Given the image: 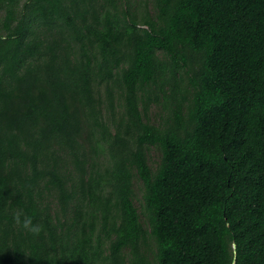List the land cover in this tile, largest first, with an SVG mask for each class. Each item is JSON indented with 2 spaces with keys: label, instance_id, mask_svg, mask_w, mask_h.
Returning a JSON list of instances; mask_svg holds the SVG:
<instances>
[{
  "label": "trees",
  "instance_id": "trees-1",
  "mask_svg": "<svg viewBox=\"0 0 264 264\" xmlns=\"http://www.w3.org/2000/svg\"><path fill=\"white\" fill-rule=\"evenodd\" d=\"M142 6L0 0V264H264V0Z\"/></svg>",
  "mask_w": 264,
  "mask_h": 264
},
{
  "label": "rangeland",
  "instance_id": "rangeland-1",
  "mask_svg": "<svg viewBox=\"0 0 264 264\" xmlns=\"http://www.w3.org/2000/svg\"><path fill=\"white\" fill-rule=\"evenodd\" d=\"M143 1L144 0H133V2L135 3L136 6H138V10L140 8H142L143 6ZM147 10H152V6H151V3L148 1L147 2ZM140 11H142V9H140ZM160 110L154 106H151L150 107V110H149V118H151L152 121L156 122L158 120V115L160 114ZM159 159V152L154 149V148H151L149 150V162L150 164L153 166L155 165V163L158 161ZM141 184L139 182L138 179H135L134 180V190H135V196L133 198V201L135 203V206L137 207L138 211H139V214H140V218L141 220L147 224L146 222V217H145V214H144V206H143V200H142V191H141ZM152 249H154V244L153 242H149V250H147L149 252L150 255H152V253L150 252Z\"/></svg>",
  "mask_w": 264,
  "mask_h": 264
}]
</instances>
